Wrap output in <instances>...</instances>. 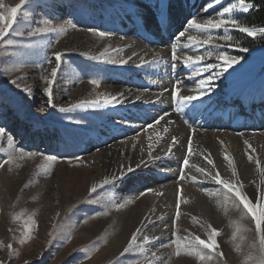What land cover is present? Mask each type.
<instances>
[{
  "label": "rangeland",
  "instance_id": "obj_1",
  "mask_svg": "<svg viewBox=\"0 0 264 264\" xmlns=\"http://www.w3.org/2000/svg\"><path fill=\"white\" fill-rule=\"evenodd\" d=\"M2 2L9 7L19 0ZM230 2L235 0H221L200 15L198 9L204 8L209 0H27L8 37L16 44L0 45V129L3 130L0 164L9 155L14 158L0 167V264H146L153 259L152 253L159 258L155 264H252L247 257L258 258V237L251 216L245 214L243 206L231 198V194L225 201L222 186L204 179L197 168L204 167L213 174L218 171L256 204L264 193V173L255 163L259 160L264 168V103L244 111L240 108L242 97L236 96L232 98L233 103L225 104L227 97L233 95L230 92L233 86L224 81L236 80L230 68L214 80L212 92L186 105L183 112L175 110L171 96L176 80L182 81L184 95L194 94L192 89L196 86L186 79L190 71L178 65L177 72L173 73L170 68V48L175 34L182 30L190 15H195L198 21L218 18L219 12ZM249 11L234 13L233 18L241 23ZM52 27L66 31L28 35L37 29ZM89 28L112 35L100 37L89 32ZM212 34L218 37L224 33L215 30ZM229 34L232 36L229 43L233 46L224 50L241 57L240 62L247 60L252 50L264 48L259 45L242 52L240 49L245 48L243 44L248 42L245 38L248 35L238 30ZM186 35L203 38V34L195 30ZM157 36L162 37L163 43L158 42ZM185 42L182 39L181 43ZM216 43L225 44L220 40ZM105 49L111 59L127 58L136 52L134 61L138 63L139 56L145 52H148L145 58L151 59L150 49L160 52L162 59L136 68L132 63H100L89 58ZM113 49L118 51L112 52ZM165 49L169 52L167 56L162 53ZM205 50H210L209 46L193 48L187 54H203ZM54 51L66 53L53 87L57 108L95 99L104 94L101 87L110 90L125 87L132 94L129 103H134L140 111L134 117L117 119L105 108L83 113L56 110L52 114L36 104L32 114L26 113L25 110L33 107L35 98L42 97L41 91L47 86L44 77L50 78L54 63H46L45 56H51ZM208 62L218 63L215 57ZM13 79L18 81L19 88L9 83ZM91 79L98 80L99 84H91ZM263 80L264 63L253 76V84L258 86ZM24 87L32 89L31 97L22 92ZM164 89L169 91L164 92ZM162 92V100L157 104L156 98ZM137 96L141 97L139 101ZM19 101H23L22 109L15 110ZM41 101L45 105L46 100ZM173 112L176 113L174 119L171 118ZM41 113L47 120H36V114ZM164 113L168 114L166 119L180 123L173 129L182 131L172 135L161 131V139L157 140L155 132L160 129L154 121ZM202 122L219 125L212 129L201 128ZM133 124L134 127L127 126ZM149 124L154 128L149 129ZM119 131L125 132L121 140L141 135L145 145L141 160L145 163H140L142 156L125 157L122 167L114 173H103V165L96 162L98 155L93 153L101 151L105 138L103 146L110 145V138ZM211 132L214 135H210ZM9 135L14 138L11 148L7 145ZM149 136H152V156L156 159L148 155ZM173 137L179 143L173 147L171 155L165 156ZM189 137L193 149L189 157L191 167L185 169L186 178L181 180V161ZM19 149L32 155L21 159ZM225 154L231 158L232 166L224 159ZM44 155L58 157L47 172L39 167L45 163ZM113 156L111 148L110 160ZM204 156H210L215 167L208 165ZM129 166L133 172L127 173L123 180L90 192L93 184L106 176L126 173ZM191 176H197V181H192ZM204 188L220 189L221 195L209 196ZM148 189L151 191H146ZM178 195L181 197L180 217L174 223ZM96 200L100 202L93 203ZM121 203L123 208L116 207ZM208 224L220 233L216 237V251L222 252L223 258L207 250L211 258L204 262L184 251L176 255L173 233L181 237L194 234L206 239ZM137 228L142 230L138 241L146 235L149 243L143 245V250L137 248L134 253L121 256Z\"/></svg>",
  "mask_w": 264,
  "mask_h": 264
},
{
  "label": "snow or ice",
  "instance_id": "obj_2",
  "mask_svg": "<svg viewBox=\"0 0 264 264\" xmlns=\"http://www.w3.org/2000/svg\"><path fill=\"white\" fill-rule=\"evenodd\" d=\"M221 0H215L213 3L212 0H209V3L204 6V11L207 12L208 9L214 7L215 5L219 4ZM27 3V0H19L15 6L6 7L5 4L0 0V45L4 47H12L16 44V41L8 38L11 31L13 30L14 25L18 23V18L20 16L21 10L23 6ZM258 7L255 5L251 0H235V2H230L227 6L223 7L222 11L219 12L218 18H207L203 21H198L195 15H190V18L186 20L185 25L183 26L182 30H179L174 39L171 42L170 48V59L171 64L170 68L173 73L177 72L178 65L181 69H186L191 72V75L187 76L190 82L195 83V88L192 89L194 94L191 95H184L181 93V80H176L175 84L173 85V89L171 91L172 99L175 101V110L177 112H183L184 107L186 105L193 104V102L201 100L207 94L213 91L215 84L214 80L219 76L223 75L229 68H232L233 65L240 63L241 57L229 55L224 50L227 47H232L233 44L229 43L232 41V36L229 34L232 30H238L242 33H246L250 37L261 36L264 37V27H249V26H242V24L235 18H233L234 13H247L249 10ZM75 27V25H72ZM197 31L203 34V38L195 36V35H186L190 31ZM215 30H223V35L214 36L212 33ZM66 29L64 28H42L37 29L36 31L29 32V36H35L38 34H44L47 32H64ZM89 32L94 33L100 37L110 36L112 33L106 32L96 28H89ZM19 35H23V33H19ZM182 39H185V43H181ZM217 40L224 41V45H220L216 43ZM204 46H209L210 50H205L203 54H196V55H189L187 54L188 51H191L193 48L199 49ZM182 50H184L183 54H178ZM242 52H248V48H241ZM118 50L113 49L112 52H117ZM152 55L151 59H146L145 57L148 56V52H145L144 55L139 56V62L136 63L134 61V57L138 54L133 52L131 55L127 56V58H119V59H111L110 53L107 49L103 52H100L98 55L90 56L89 58L98 61L100 63H112V64H119V65H128L132 63L133 67L136 68H143L145 66L156 64L161 59V53L155 50H149ZM66 53L61 51H54L51 53V56H45V62L49 65L54 63V66L50 68V78L49 76H45L44 80L47 82V86L42 89L43 94L47 99V105L50 109L56 108L60 113H70L76 110H87V109H103L107 107H114L117 105L124 104L128 101V97L125 96L124 92H119L115 95L112 94H99L95 99L92 100H80L76 103H71L67 107L60 106L57 108V105L54 102V92L53 87L57 81L58 72L62 68L63 58L65 57ZM81 55H86L81 53ZM215 57V60L218 63H210L208 62L210 58ZM218 69V70H217ZM47 71V69H45ZM207 73L206 76L203 74ZM9 83L15 85L17 88L20 87L18 81L13 79L9 81ZM90 83L93 85H98L99 81L96 79H91ZM164 92L169 91L168 89H164ZM22 92L26 94V96H32V89L29 87H24ZM163 97V92L157 96L156 103L161 102ZM141 99L140 96L136 97V100L139 101ZM167 113L160 115L157 119H155L154 124L159 126V131L155 132L157 140L161 139L160 132L167 133L168 132V125L171 124V121L166 120ZM161 121H165L164 124H161ZM149 129H153L154 125L149 124L147 126ZM3 133V130L0 129V134ZM149 144H148V155L152 159H156V157L152 156L153 144H152V136L148 137ZM14 138L9 135L7 137V145L9 148L13 146ZM179 141L173 137L172 143L169 145L165 156H169L172 154L173 147L177 145ZM248 142L245 141V144ZM249 147H251L249 145ZM4 151H7L5 149ZM255 151V149H253ZM20 158L23 159L26 155L31 156V153H26L23 149H19ZM193 154L192 149V138H188V144L185 156L181 161V171L179 175V179L183 180L186 178L187 173L185 172L186 168H190L189 164V157ZM203 155V154H201ZM56 155H44L43 160L45 163L41 164L39 167L47 172L48 169L51 167V163L57 160ZM13 156L9 155L7 159L3 161V164H8L13 161ZM77 159H79L77 157ZM204 159L207 161L208 165L215 167L213 160L210 156H204ZM224 159L228 161L229 166H232L231 158L225 154ZM249 159L252 160L253 157L249 156ZM141 164L145 163L144 160L140 161ZM256 166L258 169L264 173V168L261 167V163L259 160H255ZM0 164V167L3 166ZM139 166V165H138ZM133 172L132 167L127 168V172H121L119 176L112 175L110 177H104L101 182L95 183L90 188V192L95 193L98 188H101L103 185H111L118 180H123L127 173ZM197 172L201 174L204 179H211L217 185L222 186L223 189V197L224 200H228L233 198L237 201L240 205L243 206L245 214L251 216V220L254 222V231L258 237V258H254L252 255L247 257L248 261H251L252 264H264V193L261 194L260 199L256 202V204L251 203L248 198L242 194L240 187L237 184L233 183L230 180L224 179L221 177L219 172L217 171L213 174L211 171L204 167L197 168ZM235 169L233 167V176H235ZM192 181H197V176L190 177ZM205 193L209 196H220L221 190L217 189L216 191L209 190L208 188L202 189ZM146 191H151L148 189ZM144 195V193H141ZM99 200L93 201V203H99ZM186 202V201H185ZM127 203V201L125 202ZM180 204H181V197L178 195L177 203H176V215L174 217L175 220L179 219L180 217ZM116 207L123 208L124 204H117ZM193 221L197 222V219L193 217ZM204 227V225H201ZM141 228H137L136 231L131 235L130 240L126 247H124L121 256L134 253L137 248L143 250V245L145 243H149V238L145 235L143 236L142 241H138V235L141 234ZM207 238L203 239L199 235L189 234L187 236H176L172 243L175 245L176 255H180L181 251L188 253L189 255L196 256L199 258L201 262H204L211 258L210 254H216L219 257L223 258L222 252H217L218 248V241L216 237L220 234L219 231L212 227L211 224H208L206 229ZM239 231V229H237ZM235 237V233H234ZM158 239V238H157ZM8 248L11 249L12 245L9 244ZM207 253L210 254H206ZM237 251H240L239 246H237ZM153 259L147 260L146 264H155V261L159 260L156 257L155 253H152Z\"/></svg>",
  "mask_w": 264,
  "mask_h": 264
},
{
  "label": "bare ground",
  "instance_id": "obj_3",
  "mask_svg": "<svg viewBox=\"0 0 264 264\" xmlns=\"http://www.w3.org/2000/svg\"><path fill=\"white\" fill-rule=\"evenodd\" d=\"M203 9H204L203 7L199 8L198 14L204 15L206 12ZM170 21H171V19H170ZM157 39H158V42L163 43L162 37L157 36ZM162 53H163V55L165 54V56H167L169 52L167 51V49H165V50H162ZM263 63H264V48H257V49H254L250 52V57L247 60L240 62L236 65H233V67L230 68L229 72L231 75H233L236 78V80L226 79L224 81V82L228 83L229 86H231V85L233 86L232 90L230 91L233 93V95L232 96L229 95L227 97L228 99L225 101V104L233 103L234 100L232 98H234L236 96L242 97L240 108L243 109L244 111H246V110L248 111L249 109L252 110V108L254 106L264 103V80L258 86H255L253 84V76L256 75L258 69L261 68ZM101 88L104 90V94L115 95L119 92H124L125 96L128 98H130V96L132 95L130 93V91H128L125 87L117 88L115 90H112V89L110 90V89L105 88V87H101ZM55 97H56V94H54V102H55ZM76 98H77V96H74L73 99L76 100ZM42 99L46 100L45 105L41 101ZM252 101H253V103L251 104ZM36 104L37 105L40 104L39 106H40V108H42V110H47L50 113L55 112L57 110L56 108L50 109L48 107L47 99L42 92V97L37 96V98H35V103H34L33 107H30L29 109H27L28 111L25 110V112L26 113L29 112L32 114L34 111V108H35L34 106ZM22 106H23V101H19L15 110L22 109ZM105 109L110 111L112 113V116L114 118H117V119H122L123 117H127V116L134 117L133 115L140 111V109L134 107V103L132 104L129 102H126L125 104L117 105L114 107L110 106V107H107ZM89 110H92V109L80 110V111H82V113H83V112H89ZM175 115H176V113L173 112L171 118L174 119ZM12 116L13 115H10L11 118H12ZM44 116L45 115L43 113L36 114V120H38L39 122L42 120H47V119H45ZM257 117L260 118V115ZM166 120L170 121L169 119H166ZM171 122L172 123L170 125H168V128H170L168 131V135H172L174 133H178V132L182 131L179 128L173 129L174 126L179 125L180 123H176V122H174V120H172ZM164 123H165V121H162L161 124H164ZM214 123L215 124L202 122L200 125H201V128L207 127V128L212 129V128H216L219 125L216 122H214ZM256 123H258V121ZM127 126L134 127L135 125L133 124V125H127ZM130 129H133V128H129L127 130L131 131ZM124 133L125 132L119 131L117 134H115L113 137L110 138V140H109L110 145H106L105 147L103 145H104V142L107 138H105V140L103 139V141H102L103 143L101 142V146H102L101 151L99 153H96V154L93 153V155H98L96 157V162L103 165V173H108V174H112V172L114 173L116 170H118L120 167H122V164L124 162L125 157H128L130 159H132V158L137 159V158L142 156L141 158H139V160L144 158V155H145L144 147H145V145L143 144V139H142L141 135L131 137L127 140H121L122 135H125ZM209 134L214 135L213 132H211ZM165 135H166V133H165ZM111 148L114 151V156L110 160L109 151L111 150ZM91 155H92V153H91ZM241 192H242V190H241ZM242 194H244V193L242 192Z\"/></svg>",
  "mask_w": 264,
  "mask_h": 264
},
{
  "label": "trees",
  "instance_id": "obj_4",
  "mask_svg": "<svg viewBox=\"0 0 264 264\" xmlns=\"http://www.w3.org/2000/svg\"><path fill=\"white\" fill-rule=\"evenodd\" d=\"M251 2L258 7L251 9L248 14L243 16L241 24L249 27H264V0H251ZM245 38L248 41L243 44L245 48L253 49L259 45H264V37L250 38L245 36Z\"/></svg>",
  "mask_w": 264,
  "mask_h": 264
}]
</instances>
